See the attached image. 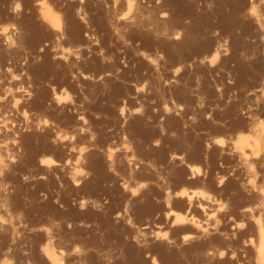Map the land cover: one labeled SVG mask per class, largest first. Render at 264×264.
Here are the masks:
<instances>
[{
  "label": "rangeland",
  "instance_id": "1",
  "mask_svg": "<svg viewBox=\"0 0 264 264\" xmlns=\"http://www.w3.org/2000/svg\"><path fill=\"white\" fill-rule=\"evenodd\" d=\"M0 264H264V0H0Z\"/></svg>",
  "mask_w": 264,
  "mask_h": 264
}]
</instances>
